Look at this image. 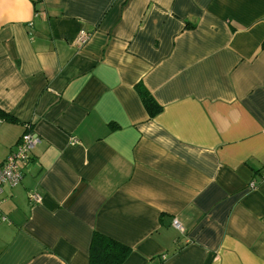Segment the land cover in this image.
<instances>
[{"label": "crops", "instance_id": "crops-1", "mask_svg": "<svg viewBox=\"0 0 264 264\" xmlns=\"http://www.w3.org/2000/svg\"><path fill=\"white\" fill-rule=\"evenodd\" d=\"M26 125L0 264H264V0H0V164Z\"/></svg>", "mask_w": 264, "mask_h": 264}, {"label": "built area", "instance_id": "built-area-1", "mask_svg": "<svg viewBox=\"0 0 264 264\" xmlns=\"http://www.w3.org/2000/svg\"><path fill=\"white\" fill-rule=\"evenodd\" d=\"M89 39V34L86 32H80L77 37V46L83 47ZM26 130L18 139L15 147L7 155L5 160L0 164V194L3 186H15L22 179L21 165H24L30 159L31 152L35 145L39 142V137L35 131L28 125L25 126ZM75 142V140H73ZM249 187L255 188V182H250ZM29 200L36 204L41 202V196L37 192H31ZM173 226L182 231L181 225L177 220H173Z\"/></svg>", "mask_w": 264, "mask_h": 264}, {"label": "trees", "instance_id": "trees-1", "mask_svg": "<svg viewBox=\"0 0 264 264\" xmlns=\"http://www.w3.org/2000/svg\"><path fill=\"white\" fill-rule=\"evenodd\" d=\"M136 89L149 116L156 115L160 110V106L145 88L138 85ZM128 252L126 246L105 235L94 233L89 249V264H121L126 259Z\"/></svg>", "mask_w": 264, "mask_h": 264}]
</instances>
